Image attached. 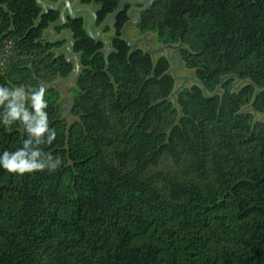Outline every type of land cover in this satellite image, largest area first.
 <instances>
[{
	"label": "trees",
	"instance_id": "1",
	"mask_svg": "<svg viewBox=\"0 0 264 264\" xmlns=\"http://www.w3.org/2000/svg\"><path fill=\"white\" fill-rule=\"evenodd\" d=\"M80 1H94L98 26L121 0ZM130 6L113 18L106 57L81 17L55 26L81 66L68 116L60 90L45 93L57 138L41 147L62 164L0 167V264H264V119L252 113L264 116V0H152L139 13L138 29L180 44L193 70L175 99L170 61L121 37ZM41 11L0 0V84L72 74L56 50L65 40H41L57 12ZM26 138L19 122L0 124V154ZM164 155L173 169L150 170Z\"/></svg>",
	"mask_w": 264,
	"mask_h": 264
},
{
	"label": "clouds",
	"instance_id": "2",
	"mask_svg": "<svg viewBox=\"0 0 264 264\" xmlns=\"http://www.w3.org/2000/svg\"><path fill=\"white\" fill-rule=\"evenodd\" d=\"M43 85L8 87L0 84V124L10 129L19 122L27 135L22 147L0 154V167L9 173L24 175L37 171L55 172L62 164L59 156L45 151L41 145H52L57 131L51 128L48 101Z\"/></svg>",
	"mask_w": 264,
	"mask_h": 264
},
{
	"label": "water",
	"instance_id": "3",
	"mask_svg": "<svg viewBox=\"0 0 264 264\" xmlns=\"http://www.w3.org/2000/svg\"><path fill=\"white\" fill-rule=\"evenodd\" d=\"M35 1L42 8V11L40 12L39 15L45 14L48 10L57 11L59 9V6L63 3V7L61 8L60 13H59V19L54 20L53 22H51L49 24L48 28L44 31V38H42L41 40H45V38L49 37L50 42H53V41L58 40L61 36L65 35V37L69 40V43L64 46L66 49L65 60L67 62H73L74 63V69H73L72 74L70 75V78H69L67 84H65L63 80L58 79V80L50 83L47 86L43 85L46 89L50 88V87H54V88L60 90L59 84L65 85L66 87L71 88L74 84V80H75L76 76L78 75V73L81 69V66L79 64L78 55L72 53L71 46L73 44V39L70 37L69 32L65 28H63L61 30V32L59 33V35L56 36L55 38H53V35L55 33L53 26L56 24H63L64 23V21H65L64 12H65V10H67L68 15L71 18H75V14L81 13V12L85 13V16L90 17V19L87 21V23L85 25L86 34L92 40L102 39L104 41L105 47H104L103 51H104L105 57H106L109 50H110V44L106 38L112 36L115 33L116 30L113 27V23H114L113 18L117 14L122 12L124 4H130V5L140 4V5H143V7L141 9L131 8L129 10L128 13H129L131 18L127 22H125V24L123 25V27L120 30L121 37L124 39L126 44L129 46L130 52L134 51L137 47H140L139 46L140 44H143L145 52L150 55L153 62L156 59L155 58L156 55L162 54L169 61H171L174 58V55L177 54L178 63L175 67L172 68L171 74H172V77H173L175 82L177 80H181V83L170 93V98L175 99L176 94L181 89H183L186 86V84H188L189 82H196L197 81L194 78V76H190V77H188V76H176L174 74V72L176 71V68L179 66V64L182 61L181 53L179 50L180 44L179 45L166 44L165 46H160V47L151 49V48H149V39H147L145 36H141L139 38H136L133 41L129 40V38L126 34V30L128 29V27L130 25H137L140 23L141 19H140V16L138 14V11L139 12L145 11L149 7L152 0H121L120 2H118L117 8L113 12H111L110 14H108L106 16V18L97 26V28L94 32L91 29V26L95 24L96 19H97L96 6L94 5V1H92L90 3V5L78 6L76 8H72V4L69 2V0H57L54 4H52L46 0H35ZM106 25H109L111 31L102 32V30L106 27ZM169 49H172L170 54L168 52ZM61 50L62 49L58 50V54H60ZM201 89H202V93L204 94L205 88L203 85H201ZM216 90L213 92L212 95H214L216 93Z\"/></svg>",
	"mask_w": 264,
	"mask_h": 264
},
{
	"label": "rangeland",
	"instance_id": "4",
	"mask_svg": "<svg viewBox=\"0 0 264 264\" xmlns=\"http://www.w3.org/2000/svg\"><path fill=\"white\" fill-rule=\"evenodd\" d=\"M48 1H51V0H48ZM134 8L133 5L130 6V8ZM81 16H83L84 14L83 13H80ZM87 20V19H86ZM91 29L92 31H94L96 29V26L95 25H92L91 26ZM126 34L129 38L130 41H133L135 40L137 37H140V36H145L147 39H149V48L151 49H154V48H157V47H160L162 46V41L158 40L156 38V34L153 32V31H147V32H141L138 27L136 25H130L128 27V29L126 30ZM140 48H143L144 49V46L143 44H140L139 45ZM172 51V49H169L168 52L170 54V52ZM61 52L65 55L66 53V49L63 48L61 50ZM158 55L155 56V58L157 57ZM178 63V57H177V54L174 55V58L170 61V72H172V68L175 67ZM174 74L176 76H193V70L190 69V68H187L183 61H181V63L179 64V66L176 68V71L174 72ZM70 76L67 77V78H60L61 80L64 81L65 84L68 83V80H69ZM181 83V80H177L175 82V88ZM193 82H189L188 84H186V86H190ZM240 81L238 80H233L232 81V85L237 88L240 86ZM59 87H60V93H61V97H60V105L62 106V109H63V112H65V116H68V108L70 106V99H71V96H70V92H69V88L66 87L65 85H61L59 84ZM254 114V116L256 118H261V119H264V116L258 114V113H255V112H252ZM69 118V117H68ZM173 163L172 161L167 157V156H162L158 163L154 166H151L150 167V170H171L173 169Z\"/></svg>",
	"mask_w": 264,
	"mask_h": 264
},
{
	"label": "flooded vegetation",
	"instance_id": "5",
	"mask_svg": "<svg viewBox=\"0 0 264 264\" xmlns=\"http://www.w3.org/2000/svg\"><path fill=\"white\" fill-rule=\"evenodd\" d=\"M46 1H48V0H46ZM57 0H51V1H48V2H50V3H52V4H54L55 2H56ZM69 2L72 4V8H76V7H78V6H83V4L81 3V1L80 0H69ZM63 7V3L59 6V9L57 10V11H54V12H57V18L56 19H54V20H57V19H59V13H60V10H61V8ZM133 7L134 8H136V9H141L142 7H143V5H140V4H137V5H133ZM132 8V7H131ZM131 8H129V10L131 9ZM48 11H52V10H48ZM47 11V12H48ZM46 12V13H47ZM45 13V14H46ZM81 13H83V12H81ZM140 12L138 11V14H139ZM84 15L83 16H81L80 15V13H76L75 14V18H71L69 15H68V12H67V10H65V12H64V17H65V21H64V23L63 24H56V25H54L53 26V29H54V35H53V38H55L56 36H58L59 35V33L61 32V30L64 28H61L60 29V31L59 32H56L55 31V26H57V25H64L66 22H68V21H73V20H75V19H78L79 17H81L82 19H83V22H84V25H86V23H87V21L90 19V17L89 16H85V13H83ZM87 19V20H86ZM53 20V21H54ZM53 21H51V22H53ZM50 22V23H51ZM49 23V24H50ZM49 26V25H48ZM48 28V27H47ZM46 28V29H47ZM96 28H97V26H96ZM68 32H69V35H70V37H71V33H70V31L67 29V28H65ZM96 30V29H95ZM94 30V31H95ZM93 31V32H94ZM102 32H108V31H105L104 29L102 30ZM141 37V36H140ZM42 38H44V33H43V37ZM72 38V37H71ZM137 38H139V37H137ZM45 40H48L49 42H50V39H49V37L48 38H45ZM62 40H65V43L64 44H62L60 47H57L56 48V50H57V52H58V50L59 49H63V48H65L64 46L65 45H67L68 43H69V40L65 37V35H63V36H61L58 40H56V41H53V42H50V43H58V42H60V41H62ZM162 44V46H165L166 45V43H161ZM60 53H62V52H60Z\"/></svg>",
	"mask_w": 264,
	"mask_h": 264
}]
</instances>
